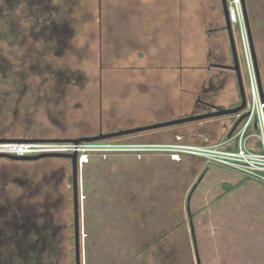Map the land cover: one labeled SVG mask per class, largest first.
Listing matches in <instances>:
<instances>
[{"label": "rangeland", "instance_id": "1", "mask_svg": "<svg viewBox=\"0 0 264 264\" xmlns=\"http://www.w3.org/2000/svg\"><path fill=\"white\" fill-rule=\"evenodd\" d=\"M57 1L60 4V8L57 9L59 12L53 11V16L54 19L58 20L63 17L61 14L65 13L66 6L61 4V0ZM244 1L248 23L244 18L242 0L241 19L233 24V34L247 100L249 101L255 91L257 94L259 91L260 95L263 94L264 97V0ZM10 3L13 4V2ZM6 5V0H0V9L3 10L0 13V52L5 56L7 51L23 49L22 55L25 56L28 49H24V47L26 48L33 41L29 34L28 27L30 26L29 23H21L15 18L27 13V10L24 11L18 7L16 9L14 6L8 8V10L10 9V14H8L6 13ZM47 5L50 9L52 8L51 4ZM23 6L24 3L21 7L23 8ZM12 22L17 23L18 29L22 31L20 37L17 31L8 34ZM23 28H26L28 39H23ZM225 39L227 42L224 44L230 47L228 32ZM231 51L219 52L224 53L228 62L233 63L234 56ZM207 52L204 57L195 58L191 56L189 63L191 74L197 71L196 75L200 78L204 75L198 70L204 68L203 64L207 60ZM215 54H218V51H215ZM83 56L84 51L80 57ZM0 61L5 62V58L3 57ZM56 63L58 67L66 64L65 56H58L57 62L53 64ZM4 70L5 68L0 70V80L2 81L7 76V72L5 73ZM34 70H29L28 74H31L32 77L23 82L26 84L32 80L33 87L23 89L21 86L19 91L13 89V95L10 97L12 103L7 106L3 105L2 111L7 118L2 120L5 114L0 116V127L5 125L0 130L7 137L15 139L77 138L47 137L50 131L59 133L52 131V125L55 122V124L60 125L58 123L62 122L60 116L64 115L70 106L65 98H62L58 103L52 101L45 105L47 109L39 106L37 97L44 94V87L40 80L41 76L38 77ZM217 71V69L212 68L211 73ZM52 75H55V70L51 72ZM217 79L219 78L217 77ZM235 82L234 80L233 92L229 90V93L227 92L229 95L232 93L231 96L235 93ZM5 85L3 82V86ZM237 89L239 90L238 87ZM238 99L240 102L239 95ZM41 100L43 99L41 98ZM41 104L43 105V103ZM14 107L19 108V113L12 117ZM29 110L33 111L31 116ZM50 110H52L53 115L48 119ZM44 112L49 113L48 117ZM236 119L237 117L226 115L159 128L162 133L161 136L173 138L174 132H179L180 137L174 141L157 143L202 142L206 138L210 142H222L233 128ZM12 123L15 125L10 126ZM42 127L46 130L43 132L36 131ZM152 131L146 130L103 139L100 140V143L152 144L156 143L149 142V139L154 138L151 136L155 130ZM175 160L177 159L168 152L155 149L142 151L100 149L87 154L86 161L79 166L82 264H248L246 261L251 258H263L264 248L257 247L256 249L259 250L257 252L252 247L257 241L250 239V235H252L250 225L246 226L248 231L246 230L244 233V236L247 237L246 241L242 240L241 236L236 233L233 234L234 230L232 233H229L228 230L225 231L224 239L219 240V233L229 225L230 221L226 216L221 219L215 209L217 205L214 206V201L224 198V189L220 183L223 179L229 181L225 171L229 170L237 177H241L240 173L217 165H207L202 160L198 164L192 158L182 155L179 158L181 161ZM6 165L13 167L17 165V162L0 160V166H3V169ZM28 165L29 168L25 169L24 176L31 187L28 189L18 187L17 189L16 186L19 183L9 182L6 188L11 195L8 206L11 205L15 211L19 207L22 209L27 207L31 212L36 213L49 211L55 220V224L59 226L58 242H56V247L52 246L49 250L47 249L40 257L44 256L43 260H50L52 264H76L72 163L65 159L49 158L44 159L43 162H34ZM60 168L63 170L59 171ZM218 169H224V171ZM62 174L63 180L56 184L55 178ZM238 180L234 179L231 183L233 181L237 183ZM258 184L264 189L262 182H258ZM248 189L247 184L241 185L232 195L246 194ZM189 197L191 200L188 203ZM228 199L231 200L232 198ZM56 200L59 203L51 207L52 204L50 203ZM226 201L227 198L224 204H229ZM216 203L219 205L220 201ZM253 204L251 203L247 208L242 209V213L252 214ZM220 205L222 204L220 203ZM224 210L228 211V208ZM261 210V229L264 236V205ZM248 217L252 218V216ZM220 220H223V224L219 223ZM254 233L256 235V231ZM262 240L264 242V239ZM241 242L245 245L247 243L248 247L246 248ZM260 254L262 256H259ZM30 264H34V262Z\"/></svg>", "mask_w": 264, "mask_h": 264}, {"label": "crops", "instance_id": "2", "mask_svg": "<svg viewBox=\"0 0 264 264\" xmlns=\"http://www.w3.org/2000/svg\"><path fill=\"white\" fill-rule=\"evenodd\" d=\"M62 3L66 6L62 14L67 15L57 21L68 31V35L62 36L67 45L64 47L63 44L57 51H68L64 55L67 63L61 67L56 63L53 68L38 63L35 71L38 77L41 76L44 94H49L55 85L54 77L58 79L62 74H72L79 82L75 87L66 88L64 94L70 108L60 118L67 124L66 128H59L60 125L53 122L52 131L59 133L50 131L47 137L90 136L101 131L111 132L187 116L195 109L199 91L213 74L211 53L231 51V44L230 47L224 44L227 30L219 28L225 24L222 0H61ZM41 42V39L37 40L38 51H56L53 48L44 50L46 45L42 46ZM69 51L75 52L70 54ZM83 51L84 56L80 57ZM206 52L204 68L198 70L204 73L201 79L196 75L197 71L191 74L189 63L191 56L204 57ZM57 57L49 54L47 61L57 62ZM53 70L57 72L56 76L48 78ZM225 75L226 81L219 90L222 92L217 94L215 101L219 106L233 107L239 102L238 95L240 97L238 80L230 68L226 69ZM234 80L235 93L231 96L232 93L227 92H233ZM152 130H155L151 136L154 138L149 142L174 141L180 137L179 132H174L173 138H167L161 136L159 128L149 132ZM182 156L192 158L198 164L200 160L207 164L200 157ZM225 172L229 181H221L225 194L223 199L217 200L222 205L214 201V206L217 205L215 209L221 219L226 216L230 223L219 233V240L224 239L225 231L232 233L234 230L233 234L246 241L244 233L250 225V239L257 241L252 247L262 249L264 189L257 181L245 180L241 174L237 177L229 170ZM234 179L239 182L231 183ZM244 184L249 188L246 194L232 195ZM226 198L229 204H224ZM251 203H254L252 214L242 213V209ZM227 208L228 211L224 210ZM219 223L223 224V220ZM245 246L247 248L248 244ZM263 258L255 257L246 262L263 264Z\"/></svg>", "mask_w": 264, "mask_h": 264}, {"label": "flooded vegetation", "instance_id": "3", "mask_svg": "<svg viewBox=\"0 0 264 264\" xmlns=\"http://www.w3.org/2000/svg\"><path fill=\"white\" fill-rule=\"evenodd\" d=\"M53 1L57 0H6L8 5H6V13L8 14H10V9L8 10V8L14 6L16 9L18 7L21 10H27V13H24L21 17H16L15 19L21 23H29V34L34 43L32 42L28 44L26 48L24 47V49H28V53L25 56L22 55V51H24L23 49L20 51H7L5 56L0 52V59H3V57L5 58V62L0 61V70L2 71V69L5 68L4 71L5 73L7 72L5 80H0V116L5 114L2 111L3 105L7 106L9 103H12L10 97L13 95V89L19 91L21 86H23V89L33 87L32 80L30 82H26V84L23 83L25 82V79L32 77L31 74H28L29 70L37 69L38 63H46L44 67L52 68L56 66V64H53L54 61H47L48 55L54 54L56 57H62L66 54V52H68L57 51L63 47V44L64 47L67 45L64 43L65 41L62 36L66 34L68 35V31L63 30L64 27H60L57 19H54L53 11L58 13L59 11L57 9L60 8V4L58 3L54 5L52 3ZM10 2H13V4ZM23 3L24 6L22 8L21 5ZM47 4H51L52 8L50 9ZM2 11L3 10L0 9V13H2ZM63 15L67 14H61V16ZM11 25L12 27L10 26V32H8V34L17 31L20 37L22 35V31L18 29V24L12 22ZM219 28H224V25H221ZM23 36V39L29 38L26 33V28H23ZM38 39H41L42 46L46 45L44 50L53 48L56 51H38ZM69 52L71 54L75 51ZM210 60V65L218 69V72L211 74L208 78L207 85L199 91L197 105L191 113H204L209 110L210 105L219 106L215 100L220 88L226 81L225 71L228 68L235 71L233 69L234 62H228L226 57L219 51L218 54L211 53ZM3 63L5 67L3 66ZM56 73L57 72L55 71L54 76H56ZM54 76H51L50 72L48 78H52ZM217 77L219 79H217ZM54 79L56 82L55 85L50 88V93L37 97L38 105H41L46 109L47 107H45V105L50 104L52 101L57 102L64 98V94L67 91L66 88H69L70 86L75 87V85L79 82V78H76V76L72 74H62L58 77V79L56 77H54ZM3 82L6 84L5 86H3ZM59 84H64V86L60 87ZM41 98L43 100H41ZM41 103H43V105ZM237 104L238 103H236V105ZM14 109L15 110L12 111L11 114L12 117L19 113L18 107H14ZM50 112V116H52V110H50ZM32 114L33 111L29 110V115L31 116ZM5 117L6 114L3 116L2 120L5 119ZM59 124L61 125V128L66 127L65 123L60 122ZM12 125L15 124L12 123L10 126ZM3 126H1L0 129H2ZM45 130L46 129L42 127L36 131L43 132ZM0 138L12 139V137H7V135L1 130ZM49 158L71 161L69 158L61 157H44L37 160H20L9 157H0V160L17 162V165L13 167H7L6 165L3 169V166H0V264H30L31 262H34V264H52L50 260L44 261V256L41 258L40 255L44 251H47V249L49 250L52 246L56 247V242H58L57 232L59 230V226L55 224V220L52 218L49 211L45 210L46 213H36L31 212V210L27 207L24 209L19 207L17 208V211H15L11 205L8 206L10 204L9 199L11 198V195L6 189L9 182L19 183L18 186H16L17 189L18 187L22 189L30 188L31 184L24 176L25 169L29 168L28 164L40 161L43 162L44 159ZM62 168H60L59 171ZM62 180L63 174L60 177L55 178V183L59 184ZM57 203H59L58 200L50 203L52 204L51 207Z\"/></svg>", "mask_w": 264, "mask_h": 264}, {"label": "built area", "instance_id": "4", "mask_svg": "<svg viewBox=\"0 0 264 264\" xmlns=\"http://www.w3.org/2000/svg\"><path fill=\"white\" fill-rule=\"evenodd\" d=\"M231 22L241 19L242 0H228ZM243 113L247 116L239 123L232 135L229 134L222 142H210L208 138L201 143L175 141L171 143H100L93 142H57V141H6L0 142V152L16 155H32L46 152L73 153L77 152L79 164L83 157L92 151L111 149L114 151H142L155 149L168 152L179 160L183 154L202 158L209 165H217L235 170L245 178L264 184V97L255 91L248 101ZM237 115V116H235ZM232 116L237 117L241 114ZM234 117V118H235ZM235 125V124H234ZM234 127V126H233Z\"/></svg>", "mask_w": 264, "mask_h": 264}, {"label": "water", "instance_id": "5", "mask_svg": "<svg viewBox=\"0 0 264 264\" xmlns=\"http://www.w3.org/2000/svg\"><path fill=\"white\" fill-rule=\"evenodd\" d=\"M244 3V18L245 21L248 23V16L246 11V5L245 1ZM222 8H223V14L225 19V30H227L229 37H230V44L232 48V54L234 56V67L237 80H238V87H239V93H240V102L234 107H222V106H216V105H210L209 110H207L204 113H191L184 117H179L176 119H171L168 121L153 123L149 125L144 126H137L127 129H121L111 132H100L96 135H90V136H82L77 138H33V139H8V138H0V142H6V141H57V142H93V141H99L103 139H108L112 137H118L121 135L126 134H132L137 132H142L146 130L151 129H158L193 121H200L204 119L209 118H215V117H222L226 115H235V114H241V117L238 119V121L235 123L233 129L231 130L229 135H232L233 131L236 129V127L239 125V123L247 116V113H243L244 109L247 106V95L243 83V78L241 74V68L239 65L238 57H237V51L235 46V39L233 34V23L231 22L230 15H229V9H228V0H222ZM261 89V85H260ZM262 91V90H261ZM263 96V94H262ZM0 157H9L13 159H20V160H37L44 157H61V158H69L71 159L72 163V183H73V190H74V213H75V237H76V264H82V255H81V240H80V187H79V156L77 152L73 153H60V152H46V153H40V154H32V155H16L11 153H4L0 152ZM190 200V197L188 198ZM193 231V228H192Z\"/></svg>", "mask_w": 264, "mask_h": 264}, {"label": "bare ground", "instance_id": "6", "mask_svg": "<svg viewBox=\"0 0 264 264\" xmlns=\"http://www.w3.org/2000/svg\"><path fill=\"white\" fill-rule=\"evenodd\" d=\"M86 157H87V155H85V156L83 157V161H86Z\"/></svg>", "mask_w": 264, "mask_h": 264}, {"label": "trees", "instance_id": "7", "mask_svg": "<svg viewBox=\"0 0 264 264\" xmlns=\"http://www.w3.org/2000/svg\"><path fill=\"white\" fill-rule=\"evenodd\" d=\"M228 116H232V115H228ZM233 117H235V116H233Z\"/></svg>", "mask_w": 264, "mask_h": 264}, {"label": "clouds", "instance_id": "8", "mask_svg": "<svg viewBox=\"0 0 264 264\" xmlns=\"http://www.w3.org/2000/svg\"><path fill=\"white\" fill-rule=\"evenodd\" d=\"M79 166H80V164H79Z\"/></svg>", "mask_w": 264, "mask_h": 264}]
</instances>
